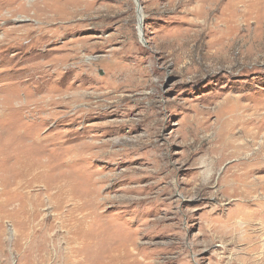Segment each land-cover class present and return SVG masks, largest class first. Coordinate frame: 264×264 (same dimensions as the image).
I'll use <instances>...</instances> for the list:
<instances>
[{"label":"rangeland","instance_id":"374dc122","mask_svg":"<svg viewBox=\"0 0 264 264\" xmlns=\"http://www.w3.org/2000/svg\"><path fill=\"white\" fill-rule=\"evenodd\" d=\"M43 1L0 0V264H264V166H213L264 151V0Z\"/></svg>","mask_w":264,"mask_h":264},{"label":"bare ground","instance_id":"6f19581e","mask_svg":"<svg viewBox=\"0 0 264 264\" xmlns=\"http://www.w3.org/2000/svg\"><path fill=\"white\" fill-rule=\"evenodd\" d=\"M85 1V0H84ZM194 1L195 0H190V1H186V4H187V2L190 4V3H194ZM203 1V0H202ZM206 1H208V0H204V2H206ZM42 2V1H41ZM82 2V0H44L43 1V3L40 5L41 7H40V9H41V11H43V15L42 16H50L51 14H53L54 16H56V15H58V14H61L62 15V12H66V7L68 6V7H71V9L72 8H74V7H77V6H79V4ZM216 4V3H215ZM82 5V4H81ZM85 6V5H84ZM168 6V5H167ZM193 9H194V7H192ZM196 8V7H195ZM239 8V7H238ZM43 9V10H42ZM85 9V8H84ZM86 12V11H85ZM77 12H75V14H76ZM71 14H72V12H71ZM78 14V13H77ZM9 15V14H8ZM73 15V14H72ZM81 15V14H80ZM65 16V15H64ZM63 16V17H64ZM142 17V13L141 12H139V18H141ZM50 18V17H49ZM51 18H53L52 16H51ZM65 19V18H64ZM223 46V45H222ZM219 52H220V50H219ZM215 53V52H214ZM221 58V57H220ZM237 99V98H236ZM226 103V101L224 102V104ZM17 104V103H16ZM224 104H222L224 107H221V108H225L226 110V114H227V118H226V120H228L227 122L229 123V124H231L232 126L234 125L235 126V124H239L240 125V120H244V117L242 116V114L244 113V111L246 112V110H250L251 108L250 107H248V106H240V104L238 103V101H235V102H231V103H228V104H226V105H224ZM264 104V103H263ZM218 106V105H217ZM219 106H221V105H219ZM260 107V106H259ZM219 109V108H218ZM257 109H259V108H255V107H253V111H255L254 113H257V111H259V110H257ZM264 109V108H263ZM240 111H242L243 113H241ZM252 111V112H253ZM2 114H3V112H2ZM225 114V113H224ZM223 114V115H224ZM222 117V116H221ZM250 118V117H249ZM257 120V119H256ZM218 122H220V121H218ZM222 123V122H221ZM262 123L263 122H261L260 123V121L259 122H257V123H255L256 124V126L257 127H254V126H252L253 128H251V129H247L246 127H242V130H241V132L243 133V136H239L238 138H229V136H228V138L226 137V138H221V139H219V141H218V148H217V152H218V154H219V158L216 160V163L214 162L213 163V166H219L224 160H226V159H228L230 156H233L236 160H235V163H234V165L229 169V171H232V172H235V174H236V172H238V171H242L244 174H245V172L244 171H246V170H255V169H258V168H260V167H262V166H264V151H262V152H260V150H254V149H252L253 148V146H254V144H255V140L257 141V137H258V132H256L255 130H258V131H260V128H261V126H262ZM230 125V126H231ZM252 125V124H251ZM231 126V127H232ZM230 127V128H231ZM260 127V128H259ZM264 127V126H263ZM229 128V129H230ZM237 128V127H236ZM233 129H234V127H233ZM254 130V131H253ZM226 132V131H225ZM233 132V131H232ZM234 132H236V130L234 131ZM238 133V132H237ZM236 133V134H237ZM264 133V132H263ZM261 134V133H260ZM208 135V134H207ZM230 135V134H229ZM242 135V134H241ZM264 134H262V136H263ZM231 137V136H230ZM235 137V136H234ZM237 137V136H236ZM264 137V136H263ZM26 138V137H25ZM211 141V140H210ZM216 141V142H217ZM43 147V146H42ZM46 147V146H45ZM103 148V147H102ZM33 149V148H32ZM36 149V148H35ZM38 149V148H37ZM46 149V148H45ZM35 152H37V151H35ZM27 153V152H26ZM29 153V152H28ZM39 153H40V151H39ZM29 156L30 154H26V156ZM35 155V154H34ZM25 156V157H26ZM24 158V157H23ZM31 158V157H30ZM12 159V158H11ZM21 159V158H20ZM24 159H26V158H24ZM10 160V157H8V158H5L4 159V163L5 164H8V162H10L9 161ZM26 161H27V159H26ZM34 161V160H33ZM14 163V162H13ZM27 163V162H26ZM46 163V162H45ZM17 164V163H16ZM43 164V163H42ZM223 164V163H222ZM24 165H25V163H24ZM47 165V164H46ZM12 166V165H11ZM38 166H40V165H38ZM18 167H19V165H18ZM18 167H15V166H13V167H11L10 169H8V170H6L5 172H6V174H9V173H12L11 174V176H10V178H9V180L7 181V183L8 182H11L12 180H13V183H15L16 184V186H18L19 185V182H20V180L21 179H23V177H24V172L23 173H21L20 172V170L21 169H19ZM29 167H32L31 165H29ZM37 167V166H36ZM56 167V166H55ZM66 167V166H65ZM33 168V167H32ZM60 168V167H59ZM31 169V168H30ZM73 169V168H72ZM29 170V169H28ZM46 170V169H45ZM44 170V171H45ZM54 170V169H53ZM34 171V170H33ZM228 171V170H227ZM228 171V172H229ZM29 172H30V170H29ZM46 172V171H45ZM79 172V171H78ZM27 174V173H26ZM63 174V173H62ZM61 175V174H60ZM63 175H65V174H63ZM232 175H234V174H232ZM27 176V175H26ZM25 176V177H26ZM24 177V178H25ZM231 177H233V176H231ZM246 177L247 176H245V177H243V179H246ZM39 178V177H38ZM26 179H27V177H26ZM34 179V178H33ZM61 179V178H60ZM64 179H65V177H64ZM238 179V178H237ZM62 180V179H61ZM22 181V180H21ZM30 181V180H29ZM34 181V180H33ZM68 181H69V179H68ZM67 181V182H68ZM225 181H228L227 179H226V177H225ZM231 181V180H230ZM65 183L64 182V186H67L68 185V183ZM5 183V182H4ZM6 183V184H7ZM21 183V182H20ZM37 183H38V181H37ZM71 183V182H70ZM77 184V183H76ZM228 184V183H227ZM239 185H238V191L239 192H237V194H238V196L240 197V195H243V193H248L249 191H247V189L246 190H244V191H241L240 192V178H239V183H238ZM248 184H250V183H248ZM247 184V185H248ZM59 185V184H58ZM6 187H7V185H5ZM72 186V185H71ZM78 186V185H77ZM50 187V186H49ZM52 187V186H51ZM76 187V186H75ZM74 187V188H75ZM248 187V186H247ZM57 188V187H56ZM64 187H63V183L61 184V186H60V189H63ZM16 189V188H15ZM54 189V188H53ZM234 191V190H233ZM254 191V190H253ZM66 193V192H65ZM16 194V193H15ZM57 194V193H56ZM71 195V194H70ZM248 198V197H247ZM79 201V200H78ZM262 202V201H261ZM79 205V204H78ZM261 210V209H260ZM82 225V224H81ZM90 228H92V227H90ZM76 230H78V228L76 229ZM80 230V229H79ZM84 233V232H83ZM91 233V232H90ZM77 234V233H76ZM80 234V233H79ZM82 234V233H81ZM80 234V235H81ZM84 235V234H83ZM82 235V236H83ZM86 235H87V233H86ZM72 236H74V235H72ZM119 236V235H118ZM74 240V239H73ZM88 243V242H87ZM119 243V242H118ZM121 243H123V242H121ZM83 244V243H82ZM122 245V244H121ZM76 246V245H75ZM113 248V247H112ZM111 248V249H112ZM121 248V247H120ZM120 248H119V250H120ZM79 250H80V248H79ZM116 250V249H115ZM123 250V249H122ZM127 250V249H126ZM126 250H124V251H126ZM129 250V249H128ZM76 251V250H75ZM133 251V250H132ZM74 252V251H73ZM75 253V252H74ZM112 253V252H111ZM118 253V252H117ZM119 254H120V252H119ZM79 255V254H78ZM104 256V255H103ZM107 256V255H106ZM121 257V256H120ZM115 260V259H114ZM80 261V260H79ZM108 261V260H107ZM80 263H81V261H80ZM99 264V263H98Z\"/></svg>","mask_w":264,"mask_h":264}]
</instances>
